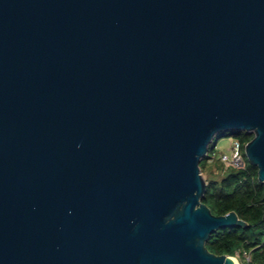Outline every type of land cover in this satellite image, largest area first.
Returning a JSON list of instances; mask_svg holds the SVG:
<instances>
[{"label":"water","instance_id":"95a60500","mask_svg":"<svg viewBox=\"0 0 264 264\" xmlns=\"http://www.w3.org/2000/svg\"><path fill=\"white\" fill-rule=\"evenodd\" d=\"M230 131L264 184V0H0V264H235Z\"/></svg>","mask_w":264,"mask_h":264},{"label":"trees","instance_id":"16d2710c","mask_svg":"<svg viewBox=\"0 0 264 264\" xmlns=\"http://www.w3.org/2000/svg\"><path fill=\"white\" fill-rule=\"evenodd\" d=\"M225 137L240 142L245 166L235 169L221 162L223 175L220 180L206 182L201 202L214 216L235 212L247 225L216 231L206 242V248L216 256L237 257L241 264H264V184L258 181V168L245 155V146L254 135L244 131L220 133L201 160L200 170L202 174L206 171L208 162L216 155L218 142ZM245 254L250 256L249 261Z\"/></svg>","mask_w":264,"mask_h":264},{"label":"rangeland","instance_id":"374dc122","mask_svg":"<svg viewBox=\"0 0 264 264\" xmlns=\"http://www.w3.org/2000/svg\"><path fill=\"white\" fill-rule=\"evenodd\" d=\"M233 141V137H225L218 142L216 155L208 162L206 171L203 174L201 173L205 182L221 179L223 172L220 169L223 165L221 164L220 159L224 154L230 155V149L233 146ZM233 259L235 260L236 264H241L239 258L234 257Z\"/></svg>","mask_w":264,"mask_h":264},{"label":"built area","instance_id":"2783aa9c","mask_svg":"<svg viewBox=\"0 0 264 264\" xmlns=\"http://www.w3.org/2000/svg\"><path fill=\"white\" fill-rule=\"evenodd\" d=\"M232 145L230 155L224 154L221 156L220 160L225 167H232L235 169L243 168L245 166V160L241 152V144L239 141L234 140ZM244 256L248 261L250 260L249 255L245 254Z\"/></svg>","mask_w":264,"mask_h":264},{"label":"bare ground","instance_id":"6f19581e","mask_svg":"<svg viewBox=\"0 0 264 264\" xmlns=\"http://www.w3.org/2000/svg\"><path fill=\"white\" fill-rule=\"evenodd\" d=\"M234 263L236 264L235 260L233 259Z\"/></svg>","mask_w":264,"mask_h":264}]
</instances>
